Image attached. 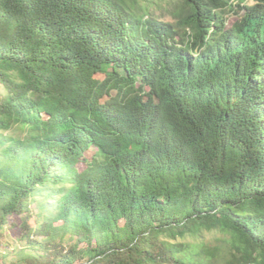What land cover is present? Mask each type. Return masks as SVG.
Segmentation results:
<instances>
[{
  "label": "trees",
  "instance_id": "16d2710c",
  "mask_svg": "<svg viewBox=\"0 0 264 264\" xmlns=\"http://www.w3.org/2000/svg\"><path fill=\"white\" fill-rule=\"evenodd\" d=\"M252 2L181 0L173 24L136 0H0V232L13 218L16 261L264 264Z\"/></svg>",
  "mask_w": 264,
  "mask_h": 264
},
{
  "label": "rangeland",
  "instance_id": "374dc122",
  "mask_svg": "<svg viewBox=\"0 0 264 264\" xmlns=\"http://www.w3.org/2000/svg\"><path fill=\"white\" fill-rule=\"evenodd\" d=\"M137 4L145 11L155 17L156 19L164 22H170L176 24L178 22V14L182 9L181 0H136ZM248 4L253 3L252 0H246ZM227 18V24L230 25L234 22V13L227 12L225 14ZM4 92L0 85V93ZM20 219V217L16 218ZM10 223H14L11 226H6L0 232V264H25L16 261L13 257L15 252L20 249V244L16 239V235L19 234V228L15 227V221L12 218ZM211 235L206 234V239H209ZM6 252V256L2 255Z\"/></svg>",
  "mask_w": 264,
  "mask_h": 264
}]
</instances>
